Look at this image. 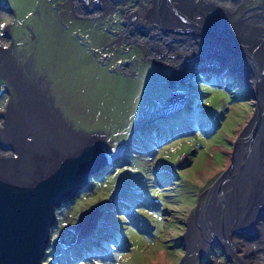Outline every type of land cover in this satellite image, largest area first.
I'll list each match as a JSON object with an SVG mask.
<instances>
[{"label":"rangeland","instance_id":"1","mask_svg":"<svg viewBox=\"0 0 264 264\" xmlns=\"http://www.w3.org/2000/svg\"><path fill=\"white\" fill-rule=\"evenodd\" d=\"M62 3L0 0V48L29 71L70 128L102 136L93 139L111 163L55 210L41 264H234L219 239H197L201 228L191 223L254 108L246 83L208 60L174 67L170 58L149 56L141 38L114 46L117 12L98 28L89 15L91 30L70 23ZM14 98L0 76V109ZM257 215L264 217V207Z\"/></svg>","mask_w":264,"mask_h":264},{"label":"bare ground","instance_id":"2","mask_svg":"<svg viewBox=\"0 0 264 264\" xmlns=\"http://www.w3.org/2000/svg\"><path fill=\"white\" fill-rule=\"evenodd\" d=\"M118 1L124 25L119 40L141 38L149 56L166 63L170 58L177 68L188 60H208L217 72L229 69L246 83L254 108L235 135L234 142H239L233 162L228 164L229 179L220 182L223 196L206 201L204 213L195 211L194 217H198L191 225L194 231L201 228L197 239L202 240L205 233L219 239L234 264H264V256H259L264 251V217L257 215L264 207V0H139L136 7L128 0ZM73 7L81 15L76 18L88 17L79 0ZM103 7L107 10L112 4L106 0ZM8 54L0 48V76L7 78L16 98L0 109V116L7 120L0 122V143L34 144L46 154L55 145L67 153L82 143L89 133L70 128L46 103L48 97L29 71L24 73ZM12 124L15 130L9 133ZM94 135L102 139L100 134ZM237 232H245L250 239Z\"/></svg>","mask_w":264,"mask_h":264},{"label":"water","instance_id":"3","mask_svg":"<svg viewBox=\"0 0 264 264\" xmlns=\"http://www.w3.org/2000/svg\"><path fill=\"white\" fill-rule=\"evenodd\" d=\"M93 136L88 134L67 153L57 145L46 154L34 144L0 143L1 149H12L0 152V264H41L56 224L55 210L72 202L90 178H97L111 164ZM227 171L211 187L208 203L214 195L223 196L220 182L229 179ZM216 188L218 193L213 192Z\"/></svg>","mask_w":264,"mask_h":264},{"label":"flooded vegetation","instance_id":"4","mask_svg":"<svg viewBox=\"0 0 264 264\" xmlns=\"http://www.w3.org/2000/svg\"><path fill=\"white\" fill-rule=\"evenodd\" d=\"M59 1H62L63 2L62 4H64L66 6V13L69 16L72 17L70 19L68 17V19L70 20V23L73 22L72 19H75L78 24L83 25V24L87 23L86 25L89 26V27H91V30H92V28H93L92 27V24L94 22L87 20L86 16L83 19L82 18H76V16H81V15L78 14V13L77 14L74 13L75 8L73 7V3H74L75 0H59ZM105 1L106 0H79L80 5H81V8L83 9L84 12L87 13L86 14L87 16H89V15H91L93 13L96 14L92 18V19L95 20V25L93 24L94 28H98V26L101 23H105L104 21H107V23H110L112 21V19L116 17V12L118 13V10H117L118 9V6L117 5H118V3H120V1H118V0H107V3L108 4H110V3L112 4V8H108L107 10H105L106 8L103 7V2H105ZM128 1H130V0H128ZM135 1L139 2V0H135ZM91 6H95V9H91ZM126 8H130V7L127 6ZM104 10H105V12H104ZM97 22H99V23H97ZM114 23H117V22H114ZM118 23L121 24L122 27L124 26L123 23H122V21L120 19L118 20ZM113 29L114 30H117L116 32L113 33L114 35L116 34V40L113 43V45L115 46V43L119 40L118 38L120 37V31H121L122 28H120L119 25H115V27H113ZM77 33H79V32L77 31ZM107 33H111L112 34V32H110L109 30H108ZM90 34L91 33L89 32V35ZM91 36H94V35L91 34ZM107 48H109V47H107ZM110 50L113 52V49H110ZM112 52L108 51V52H106V54H104L103 57L105 58V60H107L108 57H110V54ZM180 240H181V238H180ZM184 241L186 242V240H184Z\"/></svg>","mask_w":264,"mask_h":264}]
</instances>
